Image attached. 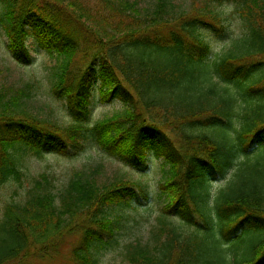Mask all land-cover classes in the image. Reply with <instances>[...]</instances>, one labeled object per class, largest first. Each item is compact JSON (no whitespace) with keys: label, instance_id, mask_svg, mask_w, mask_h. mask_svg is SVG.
I'll return each mask as SVG.
<instances>
[{"label":"trees","instance_id":"trees-1","mask_svg":"<svg viewBox=\"0 0 264 264\" xmlns=\"http://www.w3.org/2000/svg\"><path fill=\"white\" fill-rule=\"evenodd\" d=\"M0 3L12 59L32 63L30 40L59 57L52 89L73 120L64 127L28 111L31 86L0 92V187L26 178L17 153L76 158L93 139L139 172L152 156L168 168L162 215L149 243L125 246L124 264H264V0H208L192 13L158 0L148 16L129 0ZM234 3L242 33L213 59L208 36L225 38L221 8ZM95 91L123 109L90 127ZM67 185L54 193L40 174L0 209V264L43 259L74 236L71 264H103L127 228L111 212L151 198L136 182L102 188L85 173Z\"/></svg>","mask_w":264,"mask_h":264},{"label":"rangeland","instance_id":"rangeland-1","mask_svg":"<svg viewBox=\"0 0 264 264\" xmlns=\"http://www.w3.org/2000/svg\"><path fill=\"white\" fill-rule=\"evenodd\" d=\"M129 1L137 2L141 10L144 11V16L151 14L158 2V0ZM173 1L190 13L194 10L197 12L202 11L205 3L208 2V0ZM5 10V6L0 3V19ZM221 10L225 12L229 20L225 38L218 37L216 34H209L208 36L213 59L231 51L233 40L242 33L241 18L235 3L226 4ZM7 44L8 39L0 23V92H5L10 97L16 91L31 86V98L26 100L28 111L37 114L42 119L55 121L64 127L72 124L73 120H71L66 110L65 101L55 97L52 89L56 81L55 74L57 71L56 66L60 60L59 57L57 55L51 56L42 51L34 40H30L28 47L31 50L33 61L29 65L22 66L15 59H12ZM92 98L90 127L123 109V105L119 101H113L111 104L100 103L97 91L94 92ZM16 155L19 158L20 169L26 178L24 176L25 179H23L22 184L11 178L0 187V209L12 200L19 201L29 188L31 180L38 178L40 174H46L51 178L54 193H60L68 186L67 184L76 173H85L87 176L94 178L95 182L102 188L115 180H128L140 184L150 192V203L146 207L138 206L132 210L111 212L112 216L118 214L125 216V227L127 228L120 232L121 247L107 252L103 257V264H124L125 257L123 254L128 243H135L139 240L141 243L146 244L153 239V232L159 225L158 218L162 215L163 202L160 198L159 187L165 182L168 171V168L163 167L161 159L150 156L148 159L149 168L146 172L134 171L114 158H110L93 139L89 142L87 149L76 158L67 159L54 154L43 155L38 158L30 154L17 153ZM231 175L228 177L229 180ZM224 184H226V181L213 185V188H221ZM76 240L75 236L66 239L49 256L43 257V259L32 258L28 264H71L70 256Z\"/></svg>","mask_w":264,"mask_h":264}]
</instances>
